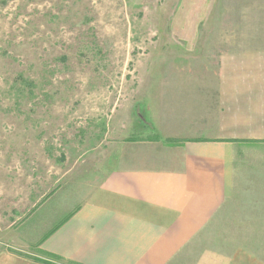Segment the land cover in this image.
Instances as JSON below:
<instances>
[{
  "label": "crops",
  "instance_id": "0c3cea01",
  "mask_svg": "<svg viewBox=\"0 0 264 264\" xmlns=\"http://www.w3.org/2000/svg\"><path fill=\"white\" fill-rule=\"evenodd\" d=\"M189 27L156 131L115 149L39 253L0 244V264H264V0H190Z\"/></svg>",
  "mask_w": 264,
  "mask_h": 264
},
{
  "label": "rangeland",
  "instance_id": "374dc122",
  "mask_svg": "<svg viewBox=\"0 0 264 264\" xmlns=\"http://www.w3.org/2000/svg\"><path fill=\"white\" fill-rule=\"evenodd\" d=\"M189 3L0 0V244L39 253L154 132L163 79L189 68Z\"/></svg>",
  "mask_w": 264,
  "mask_h": 264
}]
</instances>
